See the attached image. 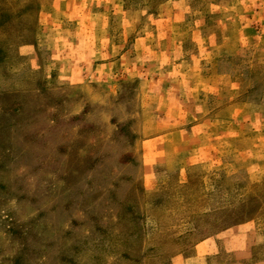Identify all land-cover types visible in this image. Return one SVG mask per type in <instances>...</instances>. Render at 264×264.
Returning <instances> with one entry per match:
<instances>
[{
    "label": "rangeland",
    "instance_id": "obj_1",
    "mask_svg": "<svg viewBox=\"0 0 264 264\" xmlns=\"http://www.w3.org/2000/svg\"><path fill=\"white\" fill-rule=\"evenodd\" d=\"M0 264H264V0H0Z\"/></svg>",
    "mask_w": 264,
    "mask_h": 264
},
{
    "label": "crops",
    "instance_id": "obj_2",
    "mask_svg": "<svg viewBox=\"0 0 264 264\" xmlns=\"http://www.w3.org/2000/svg\"><path fill=\"white\" fill-rule=\"evenodd\" d=\"M223 45L220 44V47ZM173 68L176 70L178 74L175 76L173 80L169 82V90L173 89H178L181 94H190L192 93L194 89H201V91H206L207 93H213V90H217L220 88L223 84H226L228 82V77L229 75L227 73H224L220 70L218 64H212L209 70H206L204 68H199L198 66H193L191 63H185L184 61H181L179 63H176ZM187 70L191 73H193V81L188 80V87L184 88L185 83L187 80L183 77L182 71ZM95 75V73H94ZM157 81L159 79H163L165 76L163 74V70H161L160 75L157 74ZM191 85L196 87V88H191ZM168 90V92H170ZM228 105H225L226 108ZM220 116H222V107L219 111H215L214 114L210 117L207 118V120H217ZM211 123V122H210ZM177 131H171V132H163L160 133L159 135H156L154 140H158L159 138H162L163 136H166L167 134H177ZM218 135V134H217ZM152 139V138H151ZM151 139H147L146 141H152Z\"/></svg>",
    "mask_w": 264,
    "mask_h": 264
}]
</instances>
